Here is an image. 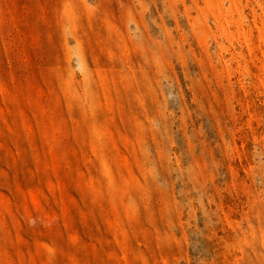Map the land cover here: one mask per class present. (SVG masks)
<instances>
[{"label": "rangeland", "instance_id": "obj_1", "mask_svg": "<svg viewBox=\"0 0 264 264\" xmlns=\"http://www.w3.org/2000/svg\"><path fill=\"white\" fill-rule=\"evenodd\" d=\"M0 264H264V0H0Z\"/></svg>", "mask_w": 264, "mask_h": 264}]
</instances>
